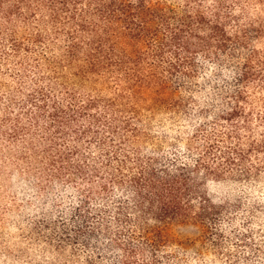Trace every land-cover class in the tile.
I'll return each mask as SVG.
<instances>
[{"label": "trees", "instance_id": "1", "mask_svg": "<svg viewBox=\"0 0 264 264\" xmlns=\"http://www.w3.org/2000/svg\"><path fill=\"white\" fill-rule=\"evenodd\" d=\"M204 1L0 0V132L48 186L0 264H181L203 183L264 178V18Z\"/></svg>", "mask_w": 264, "mask_h": 264}, {"label": "rangeland", "instance_id": "2", "mask_svg": "<svg viewBox=\"0 0 264 264\" xmlns=\"http://www.w3.org/2000/svg\"><path fill=\"white\" fill-rule=\"evenodd\" d=\"M218 2L235 14L245 10L247 18H264V0H206L204 5L216 6ZM0 75V82L14 86L12 76ZM2 101L0 98V109ZM163 122L155 130H168L174 136L175 130L186 128L181 119L173 122L172 130L168 129L167 120ZM158 140L156 135L153 142ZM28 167L17 160L14 148L0 132V234L14 236V221L20 211L24 207L34 208L38 203L36 195L47 190L48 186L43 188V184L33 180L35 171ZM201 190L218 209L217 214L202 224H169L167 233L172 243L168 250L177 253L181 264H264V178L225 183L205 181Z\"/></svg>", "mask_w": 264, "mask_h": 264}]
</instances>
